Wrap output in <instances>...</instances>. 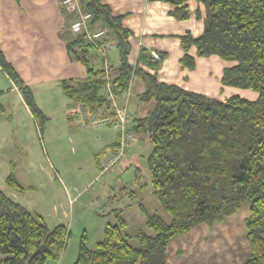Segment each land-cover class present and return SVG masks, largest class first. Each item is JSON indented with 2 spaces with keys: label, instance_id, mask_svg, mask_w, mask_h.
I'll return each instance as SVG.
<instances>
[{
  "label": "trees",
  "instance_id": "trees-1",
  "mask_svg": "<svg viewBox=\"0 0 264 264\" xmlns=\"http://www.w3.org/2000/svg\"><path fill=\"white\" fill-rule=\"evenodd\" d=\"M165 1L174 5L172 13L177 18L190 17L187 0ZM197 1L206 6L205 30L199 37L190 32L181 37L182 68L194 69L197 57L219 56L232 64L225 67L222 84L251 89L258 93L257 99L233 95L222 100L160 82L145 66L156 67L161 59L143 51L132 64L131 31L124 26L123 16L114 14L104 0H81L84 13L91 14L90 28L102 24L114 35L120 62L116 68L110 64L108 71L96 69L92 56L98 53L99 42L89 40L86 33L75 35L67 42L68 53L73 61L86 65L87 78L65 81L64 91L92 113H105L110 108L105 95L108 80L115 95H120L134 76L142 79V100H155L156 105L136 120L134 132L149 140L152 192L171 220L150 215L149 231L131 236L120 217L118 223L106 225L94 249L84 234L72 264H167L172 238L202 223L213 226L246 202L250 204L245 219L250 254L240 264H264V0ZM0 65L20 87L33 115L45 118L32 89L24 85L1 47ZM0 111H4L1 103ZM8 181L19 187L12 176ZM69 236L65 225L49 227L42 217L0 190L1 264L59 261ZM133 238L137 245L131 243Z\"/></svg>",
  "mask_w": 264,
  "mask_h": 264
},
{
  "label": "crops",
  "instance_id": "crops-1",
  "mask_svg": "<svg viewBox=\"0 0 264 264\" xmlns=\"http://www.w3.org/2000/svg\"><path fill=\"white\" fill-rule=\"evenodd\" d=\"M104 2L111 7L114 14L123 16L124 26L131 31L132 64H136L143 51L148 55L157 52L159 54L157 59H161L159 64L156 67L147 65L145 69L155 74L160 82L182 85L185 69L182 68L180 60L185 54V49L182 46L181 37L189 32L194 37H199L204 32L207 15L205 4L197 0H187L190 17L180 19L172 13L175 9L174 5L165 0H104ZM83 13L81 0L70 2L66 0H0V47L24 85L32 89L34 96L36 90L45 96L51 93L57 94L59 89L65 93L63 88L65 81L76 82L87 78L86 65L73 61L67 49V42L77 34L86 33L89 39L88 34L103 30L104 33L95 38L100 46L97 49L98 53L94 51L93 66L96 69H105L107 57L111 65H114L108 53L112 45L116 46V41L114 35L105 26L97 23L90 28L87 24L81 31H73L72 24L80 20ZM96 63H100L99 67ZM118 65L119 63L114 67ZM127 89L131 92L127 103L135 124L137 119L145 117L154 109L156 101L142 100L145 84L138 76L130 80ZM12 92L24 99L18 84L0 65V97L5 101ZM0 103L5 109V104L1 101ZM80 105L82 103L73 101L72 110L75 116L68 113L70 124L82 129L93 127L83 124L79 117L76 118L75 110ZM112 113L110 105L105 114ZM4 119H9V115L0 116V124L4 123ZM103 129H105L101 130L103 137L97 138L102 144L98 148L99 151L114 145L119 136L118 131L111 125ZM103 132L108 134L104 136ZM138 139L141 141L136 150L137 155L134 151L135 154L132 157L131 155L126 157L115 171H117L116 175H121L135 168V183L143 188L142 185L147 184L148 173L141 163L140 157L143 153L140 146L141 143H149V140L145 134H138L136 141ZM97 164L99 168L98 161ZM134 180L126 182V185L132 188L135 184ZM132 189L136 196L138 194L135 191L136 188ZM119 206L114 201L109 203L107 210L121 212ZM235 217L236 213L213 226L202 223L188 233L172 238L168 244L167 264H240L243 262L250 254L246 218ZM1 259L0 257V264Z\"/></svg>",
  "mask_w": 264,
  "mask_h": 264
},
{
  "label": "rangeland",
  "instance_id": "rangeland-1",
  "mask_svg": "<svg viewBox=\"0 0 264 264\" xmlns=\"http://www.w3.org/2000/svg\"><path fill=\"white\" fill-rule=\"evenodd\" d=\"M108 54L112 63L117 65L120 55L116 46L112 45ZM196 60L194 69L184 70L183 86L222 100L233 95L257 99L258 93L251 89L222 84L223 71L232 65L231 62L215 55L197 57ZM34 98L46 115L43 119L36 118L25 98H19L16 93L12 92L5 101L0 97L5 104L2 113L9 115V119L0 124V190L42 217L49 227L65 225L68 228L70 236L60 260H49L46 264H72L84 234L88 246L94 249L103 239L106 225L118 223L120 217L126 220L131 236L139 230L149 231L146 223L150 215L159 214L165 221L171 220L152 192L147 165L151 150L148 142L140 146L143 153L141 163L148 173V181L143 188L135 183V168L121 175H116L114 170V173L96 181L99 173L97 161L100 162L104 150H98L102 144L97 138L103 137L101 130L105 129H82L70 124L68 113L74 115V99L61 89L57 94L47 96L36 90ZM133 108L132 104V111ZM103 133L104 136L108 134ZM137 141L131 146L127 158L138 149L141 140ZM11 176L16 179L18 188L9 184ZM132 180L135 183L132 188L138 192L136 196L130 194L134 189L126 185ZM114 201L122 210L118 214H114L113 209L107 210L109 203ZM249 207L248 202L242 204L235 218H247ZM131 243L137 245L135 238Z\"/></svg>",
  "mask_w": 264,
  "mask_h": 264
},
{
  "label": "built area",
  "instance_id": "built-area-1",
  "mask_svg": "<svg viewBox=\"0 0 264 264\" xmlns=\"http://www.w3.org/2000/svg\"><path fill=\"white\" fill-rule=\"evenodd\" d=\"M70 1L72 0H66V2ZM90 18V13H83L81 19L72 24L73 31H81L84 26H87V22ZM103 33V30L98 31L96 33L88 34V37L89 39L94 40L95 38L100 37ZM151 55L153 59L159 58L157 52H153ZM110 64V59L108 57L105 58V70H109L111 66ZM105 92L109 106L111 105L113 110L112 114L92 113L88 107L83 105L77 106L75 110L76 115L80 118L83 124L96 128H104L111 125L118 131L119 136L117 142L101 152L99 173L96 181L111 174L120 166L123 160L127 157L131 146L135 143L137 138L134 132L133 117L127 103L131 92L127 89L120 95H115L112 89V83L109 80L107 81Z\"/></svg>",
  "mask_w": 264,
  "mask_h": 264
}]
</instances>
